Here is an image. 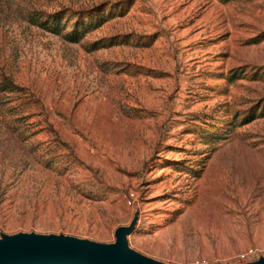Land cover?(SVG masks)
<instances>
[{
    "label": "rangeland",
    "instance_id": "obj_1",
    "mask_svg": "<svg viewBox=\"0 0 264 264\" xmlns=\"http://www.w3.org/2000/svg\"><path fill=\"white\" fill-rule=\"evenodd\" d=\"M136 212L165 263L264 255V0H0V235Z\"/></svg>",
    "mask_w": 264,
    "mask_h": 264
},
{
    "label": "water",
    "instance_id": "obj_2",
    "mask_svg": "<svg viewBox=\"0 0 264 264\" xmlns=\"http://www.w3.org/2000/svg\"><path fill=\"white\" fill-rule=\"evenodd\" d=\"M138 217L136 212L130 224L119 226L111 243L63 233H1L0 264H169L129 246ZM241 264H264V255Z\"/></svg>",
    "mask_w": 264,
    "mask_h": 264
},
{
    "label": "trees",
    "instance_id": "obj_3",
    "mask_svg": "<svg viewBox=\"0 0 264 264\" xmlns=\"http://www.w3.org/2000/svg\"><path fill=\"white\" fill-rule=\"evenodd\" d=\"M94 14L95 13H91L89 15V19H94V17H95ZM75 15H76V22L74 24V29L72 32H70L69 34L67 33V35H66L67 37H69L72 40H77L83 34L82 32H85V30H86V26L84 25L86 22L81 21L82 20L81 13H76ZM62 18H63V16L60 13H54V14L50 15L49 17H47L46 21L44 20L40 23L45 28H48L50 30H54L56 32H60L59 29L53 28V25L52 26L48 25L47 22L52 21V23L54 22L56 25H59L61 23ZM102 22H103V20H101L98 23V25H100ZM80 33H82V34H80Z\"/></svg>",
    "mask_w": 264,
    "mask_h": 264
},
{
    "label": "built area",
    "instance_id": "obj_4",
    "mask_svg": "<svg viewBox=\"0 0 264 264\" xmlns=\"http://www.w3.org/2000/svg\"><path fill=\"white\" fill-rule=\"evenodd\" d=\"M131 196V197H130ZM129 196L128 201L129 204H131L132 202V194ZM258 258V254L255 248H249L246 251H243L242 253H240L238 255V259L240 261V263H244V262H249V261H253L255 259ZM196 264H206L205 261H197Z\"/></svg>",
    "mask_w": 264,
    "mask_h": 264
}]
</instances>
